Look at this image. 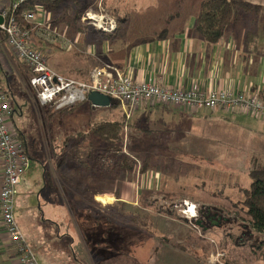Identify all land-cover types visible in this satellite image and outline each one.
<instances>
[{"label": "rangeland", "instance_id": "rangeland-1", "mask_svg": "<svg viewBox=\"0 0 264 264\" xmlns=\"http://www.w3.org/2000/svg\"><path fill=\"white\" fill-rule=\"evenodd\" d=\"M201 1L66 0L62 10L66 12L65 18L68 21L72 20L71 23L74 22L73 27H70L74 29L79 25L85 26L84 22H76L74 16L77 10L99 9L100 17L87 13L85 15L91 20H96L93 22L94 25L107 32V29L111 30L109 26L112 17H115L116 21L124 15L129 19L132 16L136 22H152L157 28V24L165 25L168 13L177 14L188 11L198 13ZM121 6L125 10H121ZM53 15L56 19L61 17L60 13L53 12ZM129 19L126 24H130ZM88 24L91 25V23ZM121 29L123 31V27ZM152 35V31L146 34L147 37ZM86 39L84 38L77 47L71 46L72 49H69L67 44L63 45L64 52L81 54L77 55V62L74 60V55L61 57V41L58 40L59 47L53 48L52 55L48 58L49 68L74 80H81L79 76L73 74L76 72L75 68L91 69L93 63L87 61V56L83 54L90 53L93 45L91 42L102 39V36L94 31L90 32ZM9 78L11 90L14 93L10 104L20 113L14 115V122L11 120L8 126L17 139L21 132L23 133L29 152L33 156L31 170L42 168L40 165L42 163L57 185L54 192L49 188L44 190L38 188V195L41 194V200L51 195L59 197L61 195V200L64 198L71 213L78 216L81 211L91 225V220L97 219L96 202L90 200L96 194H92L94 188L88 187L89 183L82 182H80L81 189H69L64 183L61 185L60 180L63 176L61 170L66 165L61 169V167L58 168V163L64 154V151L60 149L65 137L82 130L91 121H99L102 115L87 110L85 106L90 104L88 102L78 104L73 111L63 114L61 110L41 106L36 100L35 90L29 89V76H23L24 80L22 78L20 80L15 73ZM1 83L4 90L8 91L5 78L1 79ZM110 109L113 110V119L119 120L122 115L124 116L120 105L112 106ZM194 118H188L191 120V128H194L193 132L191 133L187 128H179L177 141L174 135H171L173 128L176 127L173 126L170 129L172 121L167 118L164 127H160V122L154 119L148 122L153 137L147 135L142 145L128 142L125 136L123 149L126 153H129L128 146L132 150H137L140 158L138 165H142L146 159H149L151 165H158L159 184L155 192L141 191L139 185L142 183L140 181L137 183L138 177L141 176L138 169L130 179L115 181L112 189L103 190L104 193H112L115 196H119L122 191L125 197H130L135 203L134 207L126 211L130 224L128 231L126 228L121 229L115 226L112 227L113 230L108 229L122 235L124 246L127 242L130 243L131 248L122 250L134 264H264V234H258L251 228L242 205L246 192L251 188V171L264 168V135H259L252 130L253 126L263 124L257 125L255 120H262H254L244 113L209 119ZM141 122L144 126V121ZM68 143L66 155L68 149L70 147L73 149L76 144L73 139ZM71 149L67 156H71ZM67 162H71L69 164L72 165V169L79 166L77 160L68 159ZM151 175L152 178L147 181V184H142L144 188L146 186L153 188V182L157 178L155 173ZM123 185H125L124 188H121ZM50 186L53 187V182ZM219 191L223 193L217 197L213 196V200L212 193ZM181 193L183 198L178 197ZM19 194L21 195L18 186L16 201ZM79 198L81 201L78 200ZM97 199L104 204L108 201L105 196H98ZM187 203L193 204L194 207L196 205L198 208L203 205L217 207L223 210L222 213L229 220L218 228L204 231L190 222L191 217L184 210ZM34 204L38 206V198L34 197ZM15 217L18 222V209H16ZM137 245H139L138 248H134ZM105 249L111 251L113 248Z\"/></svg>", "mask_w": 264, "mask_h": 264}, {"label": "crops", "instance_id": "crops-1", "mask_svg": "<svg viewBox=\"0 0 264 264\" xmlns=\"http://www.w3.org/2000/svg\"><path fill=\"white\" fill-rule=\"evenodd\" d=\"M16 1L0 0V12L10 8V5ZM246 1L260 6L262 16L260 15L255 20L253 16H247V13H245L239 21L232 24L217 44H208L197 34L195 31L197 13L194 11L177 13L178 17L165 21L164 26L157 24V28L151 22L152 27L157 31L148 37L146 36L147 28L143 26V23L130 20L125 15L123 19L128 17L130 24H126L127 19H125V22L117 23L116 18L112 17L110 19L111 30H108V33L113 34L119 28L116 35L106 41L100 39L91 42L93 45L90 48V53L83 55L87 56V61L92 62L93 66L90 70L88 67L84 69L76 67V72L73 74L79 76L81 80H88L92 71L96 68L113 66L130 72L135 80L141 82L162 83L174 89L226 90L233 92V94L258 93L264 99V0ZM120 8L125 10L123 6ZM98 12L100 14L101 11L99 9L87 11V14L100 17L101 14L99 15ZM63 15L62 19L60 16L56 19L48 9H40L37 18L38 21L44 20L47 25L60 27L59 30L73 27L74 22L71 23L72 20L68 21L65 18V10H63L61 16ZM84 18L86 16H83L80 22L87 24V20L84 21ZM89 26L94 28L92 25ZM121 27H123V31ZM73 40L68 37L65 43L77 47L84 40V37L77 35ZM85 40L87 39L85 38ZM34 41L37 47L43 50L47 48V46L42 45L40 40L35 39ZM46 50L47 52L51 51L50 49ZM76 50H74L75 53ZM65 53L61 52V57L74 55V60L77 62L78 54ZM15 73L20 80L23 79V76L30 75L26 63L21 59L19 60L16 55L11 54L6 40L3 39L0 42V83L2 78L6 79L8 91L13 97L14 93L11 90L9 77L15 75ZM154 106L138 110L132 118L134 126L141 125L142 120L146 124L154 119L160 122V127H164L166 118L170 119L172 121L170 129L173 126L176 127L173 128L171 134L174 135L176 141L179 128H187L191 133L193 132L194 128H191V120L188 118L203 117L209 119L216 116L233 115L220 110L184 112L176 107L173 108V106L157 105V108L156 105ZM85 107H87V110L101 114L104 119H113V110L110 108H97L91 104ZM17 113H20L19 110H14L12 122H14V115ZM252 119L255 120V118ZM255 121L257 125H259L258 123L263 124L253 126L252 130L259 135H264V122ZM242 124L245 125V123ZM19 138L24 144L32 164L33 156L29 152L27 141L24 139L22 132ZM40 165H42V168L37 170H31L30 166L29 170L23 175L22 182L19 185L21 195L19 194L16 201L19 226L38 264H134L122 250L123 248H131L130 243L127 242L124 246L122 235L112 231L114 226L129 230L130 224L126 211L135 206L134 201H131L130 197H125L122 191L119 196L97 191L100 194L96 193L90 198V200L96 202L97 219L95 221L91 220L92 224L90 225L89 221L86 220V215L81 211L78 216L71 213L64 202V198L61 200V195L60 197L51 195L49 198L41 200V194L38 195L39 193H37L38 188L43 190L49 188L54 192L57 185L53 180L52 188L47 185L45 166L42 163ZM2 168L0 161V187ZM61 173L63 174L62 179H59L61 185L62 183L66 184L69 189H81L80 182L83 184L89 183L88 187L94 189L100 186L92 175L79 172L78 168L72 169L68 163L61 170ZM40 177L41 179H39ZM151 178L150 173L144 177L140 176L137 183L140 181L142 184H147V181ZM155 178L157 180L155 179V182H153V188H156L159 184L157 174ZM113 182L105 181V184L102 183L101 188L104 186L103 190L112 189ZM42 184L43 186H40ZM123 184L126 183L123 182ZM142 184L139 185V189L144 188ZM124 186L121 188H124ZM98 196H105L108 199L107 203L99 202ZM34 197L38 198V206L34 204ZM138 246L134 248H138ZM105 248L113 249L110 251ZM0 264H20L17 250L3 229L1 218Z\"/></svg>", "mask_w": 264, "mask_h": 264}, {"label": "built area", "instance_id": "built-area-1", "mask_svg": "<svg viewBox=\"0 0 264 264\" xmlns=\"http://www.w3.org/2000/svg\"><path fill=\"white\" fill-rule=\"evenodd\" d=\"M26 1L17 0L10 8L0 12L3 19L0 24V42L5 39L11 54L26 63L30 73L29 89L35 90L36 100L41 106L62 110L87 102L90 93L99 92L116 100L127 120H131L141 108L160 105L173 106L184 112L220 110L231 114L244 113L264 121V99L258 93L174 89L162 83L135 80L130 72L113 66L96 68L88 80H74L57 73L48 66L47 50L37 47L34 40L57 45L63 35L44 20L38 21V14L31 11L22 15L26 25L20 24L16 11ZM83 20L99 29L93 23L95 20L87 17ZM12 98L10 91L4 90L0 83V161L3 167L0 218L3 229L17 250L20 264H38L15 217L17 187L31 166V158L24 144L12 134L8 126L14 114L10 104Z\"/></svg>", "mask_w": 264, "mask_h": 264}, {"label": "trees", "instance_id": "trees-1", "mask_svg": "<svg viewBox=\"0 0 264 264\" xmlns=\"http://www.w3.org/2000/svg\"><path fill=\"white\" fill-rule=\"evenodd\" d=\"M64 3H66V0H27L19 6V9L16 11V16L20 24L26 25L22 20V15L25 12L31 11L38 14L40 9H48L52 13L55 12L62 14ZM260 12V6L253 5L246 0H202L195 20V31L206 43L217 44L222 40L226 31L232 26V24L239 21L240 17L245 13H247V16H253L256 20L257 17H259ZM86 13L87 11L83 9L77 10L76 16H74L77 20L76 22L82 20V17L86 16ZM63 17L64 15L61 16V19ZM176 17H178L177 14L168 13L165 21ZM71 18L73 17L71 16ZM130 20H134L132 16ZM117 21L125 22V19L120 17L119 19L117 18ZM84 25L85 26L79 25L74 29L69 27L68 29L61 30H59L57 26L54 27L56 31H60L61 35H63V39L61 40V52L65 51L62 44L68 39V37L72 40L75 39L77 35L81 34H83L81 35L83 37H88L90 32L97 31V33L102 36L101 40L106 41L116 35V32L119 29L118 28L113 34H111L101 29H95L94 26V28H92L88 25V21L87 24L84 23ZM143 26L147 28L146 33L152 31L154 34L157 31L152 27L151 22L145 21ZM42 45L47 46L45 50H51L47 53L48 58L52 55L53 48L59 47V44H48V46L47 44L42 43ZM64 57H66V55H64ZM74 107L62 109L61 112L62 114L70 113L73 111ZM94 121L89 122V124H87L82 130L73 135L65 137L62 141L61 150H67L69 147V140L73 139L76 144L73 149L70 147L67 151L68 155L71 149V156H67L66 151L64 152L60 163H58V168L61 167L62 169L67 163H71L67 162L68 159L70 161L77 160L79 163V172H83L90 176L92 175L100 185L98 188L92 189L93 195L98 193L97 191H103L104 186L101 188V185L102 183L105 184V181L115 182L127 178L130 179L136 174L138 169L141 177H144L149 173L159 175L160 171H158V165H151L149 159L144 160L142 165H138L140 158L137 150H132V148L128 146L129 153H126L123 149L125 136H127L128 142H135L139 145L145 143V137H147V135L153 137L152 129L149 127L148 123L144 124V126L140 124L134 126V122H132L133 120H127L123 115L119 120H107L102 118L99 121ZM125 128H127V131ZM125 132H127L126 135ZM168 141L169 140H167V142ZM69 166L71 167L72 165L69 164ZM45 174L47 177V185H50L52 183V178L46 168ZM250 177L252 179V184L250 190L246 192L245 199L242 202L244 207L243 211L250 222L251 228L258 234H264V168L254 169L251 171ZM155 189L156 188H141V191L155 192ZM183 193L178 195V197L183 198ZM222 193L223 192L221 191L212 193V199L213 196L217 197Z\"/></svg>", "mask_w": 264, "mask_h": 264}, {"label": "flooded vegetation", "instance_id": "flooded-vegetation-1", "mask_svg": "<svg viewBox=\"0 0 264 264\" xmlns=\"http://www.w3.org/2000/svg\"><path fill=\"white\" fill-rule=\"evenodd\" d=\"M198 215L196 219L191 222L197 228H201L206 231L211 228H218L228 222V218L225 216L223 210L217 209V207L203 205L200 208L197 207ZM188 221V220H187Z\"/></svg>", "mask_w": 264, "mask_h": 264}, {"label": "water", "instance_id": "water-1", "mask_svg": "<svg viewBox=\"0 0 264 264\" xmlns=\"http://www.w3.org/2000/svg\"><path fill=\"white\" fill-rule=\"evenodd\" d=\"M3 23V19L0 17V24ZM87 102L90 103L93 107L97 108H110L112 106L118 105V102L112 99L110 96L101 94L99 92H92L88 95ZM191 203H187L184 207V210H189ZM196 214L190 218V222H193L198 215L197 206L195 207ZM187 213V212H186ZM188 215V214H187Z\"/></svg>", "mask_w": 264, "mask_h": 264}, {"label": "bare ground", "instance_id": "bare-ground-1", "mask_svg": "<svg viewBox=\"0 0 264 264\" xmlns=\"http://www.w3.org/2000/svg\"><path fill=\"white\" fill-rule=\"evenodd\" d=\"M195 207H196V205H195ZM195 207H194L193 204L189 207L190 209L187 210V214H188V216L192 217V216H194V215L196 214V212H195Z\"/></svg>", "mask_w": 264, "mask_h": 264}]
</instances>
